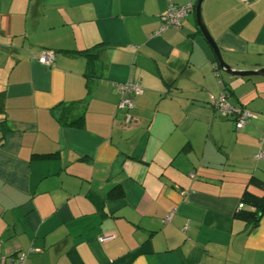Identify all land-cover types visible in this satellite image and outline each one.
Here are the masks:
<instances>
[{"label":"crops","instance_id":"1","mask_svg":"<svg viewBox=\"0 0 264 264\" xmlns=\"http://www.w3.org/2000/svg\"><path fill=\"white\" fill-rule=\"evenodd\" d=\"M196 1L0 0V263L264 264V216H237L244 191L263 194L264 78L216 72L194 13L154 36ZM201 11L225 63L264 68V0ZM224 89L253 116L239 131L208 103Z\"/></svg>","mask_w":264,"mask_h":264},{"label":"built area","instance_id":"2","mask_svg":"<svg viewBox=\"0 0 264 264\" xmlns=\"http://www.w3.org/2000/svg\"><path fill=\"white\" fill-rule=\"evenodd\" d=\"M167 2L169 0H166ZM194 8L191 4L187 3L180 6L169 5L167 10L160 15V26L154 32V36L160 35L168 27L179 28L181 22L190 14L193 13ZM43 67L52 68L54 66L55 53L53 51H42L40 55L34 59ZM114 90L118 95L117 108L120 110L129 111L133 108V98L142 94V89L137 82H124L115 85ZM209 105L220 113L223 117H234V127L237 131L241 130L245 124L251 119L252 114L246 109H238L233 106L227 99L225 94H220L217 98L210 96ZM130 122V117L126 114L125 123ZM255 158L258 160L264 159V154L257 153ZM238 210L242 208V204L239 203L237 206ZM171 219V214L167 215L163 220V223H169ZM108 237H102L99 239L100 242L108 240ZM25 255L19 256L16 261L9 263L0 264H24Z\"/></svg>","mask_w":264,"mask_h":264},{"label":"trees","instance_id":"3","mask_svg":"<svg viewBox=\"0 0 264 264\" xmlns=\"http://www.w3.org/2000/svg\"><path fill=\"white\" fill-rule=\"evenodd\" d=\"M192 6L194 8V5ZM93 49L94 48L84 51L82 53L90 59L92 57L91 52ZM213 63H214V59H213ZM215 71L216 72L218 71L217 66L215 67ZM225 90L226 89H224V92L222 93L225 94L228 99L229 96H228V93L225 92ZM71 108H72L71 105H69L61 109L62 117L60 121L63 122V124H66L65 120L67 116L69 115ZM71 125L75 127H80L81 121L78 119L77 121L71 123ZM250 182H253L255 185L260 187L263 191V194L260 196H257V195H253L249 193L248 191H244L240 199V202H239L242 204V208L239 209V213L237 214V216L241 218L243 221H245L246 224H248L250 228H253L258 224L262 216H264V184L259 183V182L256 183L253 180H250ZM121 195H122L121 191L117 188L115 189L114 192L110 193V196H121Z\"/></svg>","mask_w":264,"mask_h":264},{"label":"water","instance_id":"4","mask_svg":"<svg viewBox=\"0 0 264 264\" xmlns=\"http://www.w3.org/2000/svg\"><path fill=\"white\" fill-rule=\"evenodd\" d=\"M204 0H197L194 6V19L197 29L199 30L201 36L203 37L204 41L207 43L209 48L212 51V54L214 56V60L216 62L217 67L219 70L229 76V77H239V78H245V77H262L264 78V68L259 70H237L234 67H231L227 63L224 62L220 50L215 44V42L210 37L205 24L203 22L202 18V3Z\"/></svg>","mask_w":264,"mask_h":264},{"label":"rangeland","instance_id":"5","mask_svg":"<svg viewBox=\"0 0 264 264\" xmlns=\"http://www.w3.org/2000/svg\"><path fill=\"white\" fill-rule=\"evenodd\" d=\"M223 75V74H222Z\"/></svg>","mask_w":264,"mask_h":264}]
</instances>
